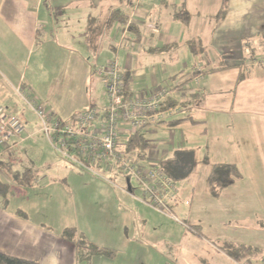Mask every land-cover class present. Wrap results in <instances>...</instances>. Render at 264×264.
<instances>
[{
    "label": "crops",
    "instance_id": "0c3cea01",
    "mask_svg": "<svg viewBox=\"0 0 264 264\" xmlns=\"http://www.w3.org/2000/svg\"><path fill=\"white\" fill-rule=\"evenodd\" d=\"M158 1L167 9L168 29H162L159 22H155L158 19L152 18L154 5ZM226 1V11L218 18L221 0H0V23L4 25L3 29L0 26V106L20 117L26 126L23 139H12L11 148L0 147V180L9 185L8 204L3 207L0 202V252L37 260L40 264H115L119 254L111 258L94 255L89 261L77 259L74 244L63 238L61 231L65 227L75 226L90 242L110 248L104 240L91 239L86 235L85 226L81 224V212L86 213L92 201L105 209L121 207V204L130 207L131 203L148 208L139 200L140 194L135 195L131 177L104 167L112 176L107 179L111 182L101 178L103 182L92 177L93 173L86 175V170L80 173L73 171V168L58 159L54 161L56 168L50 162H44L43 168H39L35 166L28 150L34 142V138L31 139L33 135L42 132L35 111L27 103L28 99L41 105L52 117L61 118L46 102L48 91L45 94L40 92L38 82L31 75L35 71L31 69L30 74H27L29 62L38 41L42 40L47 45L54 35L59 34L53 28L58 16L64 12L70 14L82 6L84 26L79 25L76 36L75 33L70 36L82 39L81 50L84 53L90 50L98 55L105 49L113 51L115 58L109 59H115L122 72L127 71L132 92L148 91L161 85L172 88L178 82L184 83V86L177 88V95H171L182 110L158 125L189 123L200 126L201 139L193 141L192 137L189 141L182 138L176 145L172 140L173 152L165 150L160 156L156 151L157 142H153L155 147L149 150L145 159L149 162L145 163L162 167L171 178L201 166L204 182L198 189L192 186L187 188L194 196L197 195L190 218L194 223L193 228L199 233L189 230L191 234L199 239H209L206 236L208 233L217 239V243H221L218 246L221 251L216 248L214 254L220 256L224 263L214 264H240V261L244 262L242 264H254L253 258L258 256L264 261V233L259 227L264 225V201L256 189V181L258 185L264 186V60H255L254 56L247 59L248 55L244 56L252 37H263L255 41L258 46L261 45L260 41L264 42V0ZM52 8L58 9L56 13ZM180 9L188 11L190 16L187 23L174 15ZM117 10L132 21L139 36L131 30L128 36L123 37L124 23L114 21L110 24L111 14ZM102 16L104 20L107 17V20L101 25L98 22ZM148 24L158 26L159 31L151 32ZM172 25L176 26V31L171 30ZM99 28L101 31L97 33ZM193 39L200 41L199 46L204 48L202 50L198 46V50L205 52L196 55L193 65L203 63V76L198 81L193 79L196 70L188 68L187 58L190 54L194 55L188 42ZM182 47L184 55L180 57ZM47 48L56 50L55 45ZM42 50L38 47L35 51V60L42 58ZM260 50L264 51L257 48L255 52ZM145 52L168 54L151 66L142 62ZM251 52L254 55V51ZM55 56L59 58L57 54ZM70 57L71 66L83 73L84 77L81 91L75 96V106L65 114V119L95 104L85 85L90 70L88 60L81 54H70ZM63 58L67 57L63 55ZM104 62L94 67L95 72ZM74 83V76L67 77L64 89L68 92L73 90ZM218 162L235 164L241 177L214 197L222 202L220 207L214 204L207 211L213 222L216 217L219 221L225 220L227 225L232 214L231 219L241 224L239 237L218 232L219 221L214 222L212 229V220L203 222L197 211L200 209L199 199L210 195L207 177L212 164ZM9 163L14 168L17 165L21 169L24 166L34 169L36 175L32 184L26 186L15 182L8 170ZM118 181H121L122 186H112ZM88 183L95 185V188L88 187ZM122 194L125 196L123 200ZM181 195L182 191L177 188V193L169 203L173 207L178 206L182 201ZM184 203L189 202L185 200ZM252 213L259 215L254 218L258 227L251 228L257 232L255 236L258 239L247 236L245 231L252 227L249 224L250 214L253 219ZM143 219L146 220L144 216ZM125 221L133 223L127 217ZM205 238L203 241L213 248L215 243ZM226 243L248 244L257 247L258 253L250 256V262L245 258L237 261L225 251Z\"/></svg>",
    "mask_w": 264,
    "mask_h": 264
},
{
    "label": "rangeland",
    "instance_id": "374dc122",
    "mask_svg": "<svg viewBox=\"0 0 264 264\" xmlns=\"http://www.w3.org/2000/svg\"><path fill=\"white\" fill-rule=\"evenodd\" d=\"M158 3L154 5L152 18H155V20L158 19V21L155 22H159L162 29H168L170 26L168 24V21L166 20L167 9H165V7H163V5H161L159 1ZM124 7L125 5H123V8ZM83 8L84 7L81 6L77 9H74V12L70 14L68 12H64V14L58 16L56 25L53 28H55V30L59 32V34L54 35V38H52L51 41H48L47 45H45V42H43L42 40L38 41V43L36 44V48L34 49L33 56L29 62V68L27 71V74H30L31 69L35 71L31 75L36 80V82H38V85L40 86V92H42V94H45V92L48 91L47 95L49 96V98L46 101L47 104L51 106L52 109L61 116V118L64 119L66 118L64 117L65 114H67L70 110H72L71 108L75 106V96L78 95L81 91V82L84 77L83 73L71 66L70 54H81L88 60L90 70L88 72V80L85 85L88 87V90H90V97L94 99V105L99 108L103 107V105L106 104V99L103 95V86L100 76L97 75L94 67L101 62L108 60L109 58H115V53L113 51H109L108 49H103L104 51L102 53L100 52L98 55L94 54V52L90 50L87 52L85 51L84 53L81 50L82 39L77 37L73 38L70 36L72 33H75L76 36L77 27L79 25H81V27L84 26L83 19L85 17V14L82 11ZM105 20H107V17ZM105 20L104 16H102L100 22L98 23H101L102 25ZM127 21H130V24L127 28V30L130 32L132 21L129 20V18L126 19V22ZM176 23L177 25H182L179 22ZM0 26L2 29L4 28V25L2 23H0ZM152 26L155 27L156 25H147L149 30ZM156 27L158 28V26ZM171 30L176 31V26L172 25ZM100 31L101 28L97 30V33H100ZM95 37L98 38L99 36L96 35ZM95 37L94 41L96 40ZM257 39L262 40L263 37H252V39L250 40V46L247 48V52L244 55H248L247 59H249L250 56H254L255 60H264V51L260 50L258 52H255L257 48L264 49V42L260 41V46L255 44V41ZM52 45H55L56 50L50 48ZM38 47L44 49L42 50V58H39L40 62L38 61L39 59L35 60V56L37 54V52L35 51H37ZM47 47H49L50 49H48ZM184 47H182L179 51L180 57L184 55ZM251 51H254V55ZM56 54L59 56L58 59L55 56ZM165 54L168 53L164 52L152 54L145 52L144 56H142V62L151 64L152 66V64L157 62L160 58H166ZM63 55L67 58H63ZM182 59L185 58L183 57ZM187 59L189 63L188 68H190V70L202 68L203 71V63L201 62H198L197 66H194L195 68L193 67L194 61L197 59L196 55L192 56V54H190L189 58ZM57 60H59L58 63ZM70 76L75 77V83L73 90H70L68 92L64 89V86L67 81V77ZM68 105H71L72 107H68ZM38 123L40 126L39 121ZM200 131V126H192L189 123L174 126H170L168 124H154L143 128L141 130V133L147 140L151 142H157L156 151L160 156L165 150H167L169 153L173 152L172 150L174 146L171 145L170 141L173 140V143L175 145L176 143H179L182 138L188 139L190 141L192 140L190 138L193 137V141H197L201 139ZM33 138L34 142L31 144V149L28 148V150L36 164L35 166L43 168L44 162H50L53 168H56L54 161L58 159L61 163H66L68 167L73 168V171L78 173L84 172L82 170L85 169H82L73 164L54 148L53 144L50 142L44 131L33 135L31 139ZM124 138L125 136H121L119 138V142H123ZM143 162H149V160L147 159ZM200 167L201 166H196L192 170H187L181 175L172 177L175 184L177 185V188L181 190L183 194V196L181 195L182 201L178 206L173 207L169 203L171 207L170 212L172 215L160 212L154 207L148 206L146 204L143 205L148 208L143 207L141 204L137 206V204L131 203L132 205L130 207L126 206L125 204H121V207L113 206L111 208L105 209V207H101L99 204H96L92 201L90 207L86 209V213L81 212V224L85 226L84 228L86 229V235L91 239L104 240L105 244H108L111 249L115 250V256L119 254V258L116 260L117 262L115 264L224 263L220 256H215L214 254L217 249L221 251V249H219L218 247L221 243H217V239H214V237L208 235V233L206 236H209V239H206L205 237L199 239L189 231L192 230L193 232L199 233L197 229L193 228L194 223L190 218V213L192 214L191 208L197 195L194 196V193H190L187 188L192 186L193 188L196 187V189H198V187H200V185L204 182L202 179ZM15 168H19V166L16 165ZM92 169L97 173H93L94 175L92 174V177L98 179L99 181H103L101 178L109 179V177L112 176L111 172H108L104 168L93 167ZM85 174H89V171L87 173L86 170ZM130 182L135 195H141L139 184H137V182L133 178L130 179ZM256 182L257 192L264 201V186H260L258 185V181ZM119 183H117L116 185L112 184V186H115V188L122 186L121 181ZM81 184L87 187L85 183ZM182 185L183 187H181ZM88 187L93 189L95 188V185L88 183ZM182 188L184 190H182ZM195 192H197V190H195ZM123 199H125V196L122 194V200ZM200 199V209H198L197 211L201 217V220L203 222H205L206 220L211 221L212 219L210 217V212H208L207 210H210L214 204V206L220 207L222 202H220V200H216V198L210 196L209 194L207 197H201ZM185 200H187L189 203L185 204ZM143 216L146 220L143 219ZM229 216L230 218L228 225L227 223H225V220L224 222L222 219L219 221L215 217L214 222L216 223L217 221H219L217 231L221 233H230L232 234L231 237H239V226H241V224H237V221L235 219H231L232 214H230ZM252 216L253 219H251V214L249 215V224L252 227H248L249 230L247 229L245 231L247 233V236L250 237L251 235V237L258 239L259 237L255 236L257 235V232L253 229H256L257 226L254 218H258L259 215L258 213H252ZM126 217L128 218V221L130 219L133 220V223H130V221L125 223ZM89 219L91 220L88 221ZM146 221L148 222L147 225ZM214 222L213 220L210 222L212 229H214ZM259 227L262 228V232L264 233V225ZM202 232L203 234H206L204 233V231ZM204 238L209 242H214V247L210 248V246L205 241H203ZM253 259L254 264H264V261L260 256ZM239 263L242 264L244 262L240 261ZM94 264L101 263L96 262ZM226 264H231V262H228Z\"/></svg>",
    "mask_w": 264,
    "mask_h": 264
},
{
    "label": "built area",
    "instance_id": "2783aa9c",
    "mask_svg": "<svg viewBox=\"0 0 264 264\" xmlns=\"http://www.w3.org/2000/svg\"><path fill=\"white\" fill-rule=\"evenodd\" d=\"M129 24L130 21L123 24V37L128 36ZM150 31L158 32V28L152 26ZM96 72L101 78L106 99L101 108L90 105L67 119H61L52 117L41 105L28 99L41 130L54 148L73 164L94 174L97 173L93 167H105L133 178L140 186L139 200L142 203L172 215L169 201L177 193L174 180L160 166L145 164L134 151L123 152L117 147L121 136L167 121L178 114L182 110L181 105H166L165 100L172 93L177 95L179 92L164 85L148 91L132 92L128 89L126 92L124 72L115 59L106 60L96 68ZM195 74L193 79L198 81L203 76L202 68L196 69ZM181 85L184 83H176L178 87ZM25 132L24 121L0 106V147H13L10 141L23 139Z\"/></svg>",
    "mask_w": 264,
    "mask_h": 264
},
{
    "label": "trees",
    "instance_id": "16d2710c",
    "mask_svg": "<svg viewBox=\"0 0 264 264\" xmlns=\"http://www.w3.org/2000/svg\"><path fill=\"white\" fill-rule=\"evenodd\" d=\"M227 1L221 0V5L218 11V18L222 17L224 12L226 11ZM58 9L52 8V11L56 13ZM176 17H178L183 22L187 23L189 21V13L186 9H180L174 13ZM126 15L123 14L120 10H117L111 14L110 24L114 21H118L121 23L126 22ZM109 24V26H110ZM108 26V27H109ZM130 29L136 32V36H139L135 26L132 24ZM190 47V51L194 55H202L203 51L198 50V46L200 45V41L198 39H193L188 42ZM203 50V46H199ZM129 74L124 72V90L127 92L129 89ZM178 86L172 87V90L177 89ZM167 98H170V101H167L169 105L178 104L176 99L171 98V95ZM166 98V100H167ZM165 100V101H166ZM165 102V104L167 105ZM155 147V143L147 140L145 136L141 133V131H136L134 133L128 134L125 136L123 142L118 143V149L123 152L134 151L136 157L143 162L146 159L149 150ZM102 168V167H101ZM162 168V167H161ZM163 169V168H162ZM8 170L12 179L21 184V185H31L32 180L36 175V171L32 168L24 166L21 168H14L13 164L9 163ZM166 173L167 170L163 169ZM91 173V172H90ZM241 173L238 167L233 163L226 162H218L214 163L211 166V170L207 177L208 190L211 196L217 197L223 188L229 186L234 182L236 178H240ZM8 190L9 185L7 182L0 180V202L3 207L8 204ZM60 235L66 240L71 241L75 246L76 257L79 260H87L89 261L94 255H103L105 257L111 258L115 255V250L102 247L97 244L90 242L82 232L78 231L75 226L65 227ZM225 251L229 256L239 261L243 258L246 259L247 262H250V256L258 253V248L240 243H226L224 246ZM0 264H40L37 260L25 259L9 254H5L0 252Z\"/></svg>",
    "mask_w": 264,
    "mask_h": 264
}]
</instances>
